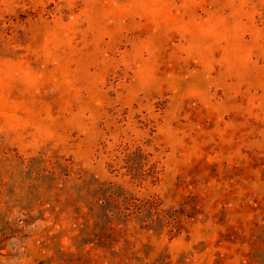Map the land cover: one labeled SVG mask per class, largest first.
<instances>
[{"label":"rangeland","instance_id":"1","mask_svg":"<svg viewBox=\"0 0 264 264\" xmlns=\"http://www.w3.org/2000/svg\"><path fill=\"white\" fill-rule=\"evenodd\" d=\"M0 264H264V0H0Z\"/></svg>","mask_w":264,"mask_h":264}]
</instances>
